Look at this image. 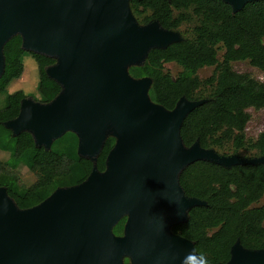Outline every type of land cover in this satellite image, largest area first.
Segmentation results:
<instances>
[{
    "label": "water",
    "instance_id": "95a60500",
    "mask_svg": "<svg viewBox=\"0 0 264 264\" xmlns=\"http://www.w3.org/2000/svg\"><path fill=\"white\" fill-rule=\"evenodd\" d=\"M131 0H0V77L5 45L15 36L27 53L57 60L46 69L61 93L48 104L21 103L19 116L5 123L13 137L30 133L36 148L51 150L71 132L78 155L93 163L80 185L58 188L47 200L21 210L0 188V264H182L195 244L172 232L188 213L207 203L188 197L179 177L205 161L230 169L264 164V157L224 156L200 142L187 148L185 119L206 103L182 98L173 111L149 97L150 79L136 80L149 52L183 39L158 21L141 26ZM233 13L264 0H221ZM107 123L116 128L109 135ZM109 136L117 139L106 160L97 162ZM127 217L123 236L114 227ZM193 259L191 264H199ZM227 264H264V249L240 241Z\"/></svg>",
    "mask_w": 264,
    "mask_h": 264
},
{
    "label": "trees",
    "instance_id": "16d2710c",
    "mask_svg": "<svg viewBox=\"0 0 264 264\" xmlns=\"http://www.w3.org/2000/svg\"><path fill=\"white\" fill-rule=\"evenodd\" d=\"M130 8L141 26L158 21L163 29L178 32L184 24L195 25L192 38L182 37L181 42L166 49L152 50L142 66L129 68L134 79L152 81L151 101L169 111L182 98L206 100L182 124L184 145L190 148L199 141L204 149L217 153L232 149L234 154L247 151L264 157V132L255 141L246 135L251 119L248 110L264 109V81L233 68L235 62L243 61L264 73V1L247 4L236 14L221 0H131ZM22 46L23 39L18 35L4 47L6 67L0 77V93L24 74L23 60L28 53ZM29 55L38 67L42 103L48 104L62 91L46 73L57 60ZM167 63H176L183 71L174 78L165 69ZM205 67H215V72L210 79L201 81L198 72ZM26 98L23 91H17L0 109V146L14 150L8 161H0V188L7 189L21 210L38 206L57 188L82 184L93 170L91 161L79 157V138L74 133L63 138L70 153L55 146L51 150L38 149L30 133L13 137L4 125L19 116ZM116 142L114 136L107 138L97 162L99 171L106 170V160ZM28 155L37 180L20 190L15 168ZM179 182L188 197L204 201L207 206L191 209L188 221L172 227V232L192 241L208 264H227L237 241L246 249H264V205H259L264 198V164L227 169L199 161L182 171ZM126 222L124 217L114 227L116 236H123ZM123 264H131V260L125 258Z\"/></svg>",
    "mask_w": 264,
    "mask_h": 264
},
{
    "label": "rangeland",
    "instance_id": "374dc122",
    "mask_svg": "<svg viewBox=\"0 0 264 264\" xmlns=\"http://www.w3.org/2000/svg\"><path fill=\"white\" fill-rule=\"evenodd\" d=\"M194 26H195L194 24H184L177 33H179L181 37L192 38ZM222 55H223V51L220 50L219 51L220 60L222 59ZM23 63L25 66L23 76L20 79L13 81L11 85L7 88L6 92L0 93V109H2V107L3 108L5 107L7 97L10 94H13L17 91H23L28 99H32L36 103L43 104L42 97L38 91L39 71L37 64L35 60L29 55V53L24 56ZM233 68L238 73H248L251 74L254 78L258 79L259 81H264V73L259 69L252 67L248 62H243V61L235 62L233 64ZM165 69L166 71L170 72L174 78H176L183 71V69L176 63L165 64ZM214 72H215V67H205L198 72V76L201 81H206L214 75ZM248 112L251 115V119L247 125L246 135L249 140L255 141L257 140L259 135L264 132V109L256 110L251 108L248 110ZM107 130L109 135H116V128L112 123H107ZM64 136L54 141V143L52 144V148L53 146H55V148L58 150L61 149L65 153H70V149L66 145L67 142L63 141ZM0 150L4 152L1 146H0ZM7 150H9L12 155V152L14 150L12 148H9ZM2 152H0V161L1 160H4L1 162H6V160L8 161L11 155H9V153H6V155H4V153ZM219 154L220 155L226 154V156H231L234 155V152L232 149H228L226 151H220ZM237 155H239L242 158H249V159L258 158L255 157L254 152L241 151ZM29 158L30 155L23 157L19 165L15 168V172L19 177L18 188L20 190H25L29 188L37 180L36 176L31 171ZM259 205H264V198L261 200Z\"/></svg>",
    "mask_w": 264,
    "mask_h": 264
},
{
    "label": "clouds",
    "instance_id": "9594fccd",
    "mask_svg": "<svg viewBox=\"0 0 264 264\" xmlns=\"http://www.w3.org/2000/svg\"><path fill=\"white\" fill-rule=\"evenodd\" d=\"M193 259H197L195 249H193L192 252H189L186 254L184 260L182 261V264H191V261ZM198 261H199V264H208L207 259L203 255H200L198 257Z\"/></svg>",
    "mask_w": 264,
    "mask_h": 264
},
{
    "label": "crops",
    "instance_id": "0c3cea01",
    "mask_svg": "<svg viewBox=\"0 0 264 264\" xmlns=\"http://www.w3.org/2000/svg\"><path fill=\"white\" fill-rule=\"evenodd\" d=\"M3 108V107H2ZM5 149H7V148H5ZM5 149H3V151L4 152H2L1 150H0V152H2V153H4V155H6V153H9V155H11V153H10V151L9 150H5ZM10 159V158H9ZM8 159V160H9ZM1 161H4V160H1ZM7 161V160H6Z\"/></svg>",
    "mask_w": 264,
    "mask_h": 264
}]
</instances>
